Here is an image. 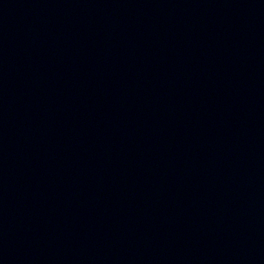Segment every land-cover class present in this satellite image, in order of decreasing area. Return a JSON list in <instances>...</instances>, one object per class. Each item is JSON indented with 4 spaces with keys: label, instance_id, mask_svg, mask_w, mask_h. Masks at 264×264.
I'll use <instances>...</instances> for the list:
<instances>
[{
    "label": "water",
    "instance_id": "1",
    "mask_svg": "<svg viewBox=\"0 0 264 264\" xmlns=\"http://www.w3.org/2000/svg\"><path fill=\"white\" fill-rule=\"evenodd\" d=\"M0 264H264V0H0Z\"/></svg>",
    "mask_w": 264,
    "mask_h": 264
}]
</instances>
